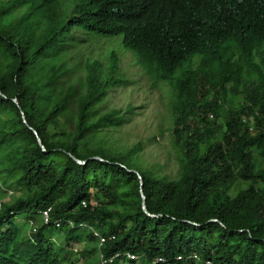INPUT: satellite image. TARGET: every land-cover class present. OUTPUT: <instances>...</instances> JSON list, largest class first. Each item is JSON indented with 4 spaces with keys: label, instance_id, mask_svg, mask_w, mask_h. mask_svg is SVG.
I'll use <instances>...</instances> for the list:
<instances>
[{
    "label": "trees",
    "instance_id": "1",
    "mask_svg": "<svg viewBox=\"0 0 264 264\" xmlns=\"http://www.w3.org/2000/svg\"><path fill=\"white\" fill-rule=\"evenodd\" d=\"M83 34L121 35L168 84L175 177L143 169L138 144L100 148L131 108L99 104L127 81L114 56L76 75L65 39ZM77 258L264 264V0H0V264Z\"/></svg>",
    "mask_w": 264,
    "mask_h": 264
},
{
    "label": "rangeland",
    "instance_id": "2",
    "mask_svg": "<svg viewBox=\"0 0 264 264\" xmlns=\"http://www.w3.org/2000/svg\"><path fill=\"white\" fill-rule=\"evenodd\" d=\"M73 35L77 37L81 31H73ZM81 37L84 41L65 39V42L73 46L69 50L70 62L81 68L76 70L77 76L83 77L84 64L91 60L98 61L101 71L107 72L114 56L116 71L113 77L127 81L126 84L109 87L106 98L99 104L100 112L110 109L125 112L131 108L124 113L123 123L116 127L109 126L98 133L100 148L115 155L138 144L140 149L134 159L143 169L155 176L175 177L178 166L171 140L168 84L145 73L136 62L135 55L120 44L121 35L106 37L91 34L86 36L87 40L84 34ZM24 219L19 215L17 222L23 223V230H27L29 227ZM76 247L71 244L72 250ZM76 264H81L79 258Z\"/></svg>",
    "mask_w": 264,
    "mask_h": 264
},
{
    "label": "built area",
    "instance_id": "3",
    "mask_svg": "<svg viewBox=\"0 0 264 264\" xmlns=\"http://www.w3.org/2000/svg\"><path fill=\"white\" fill-rule=\"evenodd\" d=\"M81 204L84 206L85 205V203L82 201L81 202ZM47 211H48V209H45V210H42V211H40V217H41V221H42V223H47L48 222V213H47ZM28 225H32V221L31 220H29L28 221ZM54 225L55 226H58L59 225V221H54ZM69 225L71 226V223L69 222ZM83 225V224H82ZM92 234L94 235V236H96V238L98 239V243L100 244V243H102L103 241H104V237L103 236H101V235H99L97 232H95V231H93L92 230ZM126 257H128V258H130V259H133V258H135L133 255H131V254H126Z\"/></svg>",
    "mask_w": 264,
    "mask_h": 264
},
{
    "label": "water",
    "instance_id": "4",
    "mask_svg": "<svg viewBox=\"0 0 264 264\" xmlns=\"http://www.w3.org/2000/svg\"><path fill=\"white\" fill-rule=\"evenodd\" d=\"M33 134L36 136V133H35V131H33ZM37 142L39 143V140H38V138H37ZM94 158H96V157H94ZM76 162H78V163H83V161H79V160H76ZM142 209H143V211L145 210L144 209V205H143V202H142Z\"/></svg>",
    "mask_w": 264,
    "mask_h": 264
}]
</instances>
